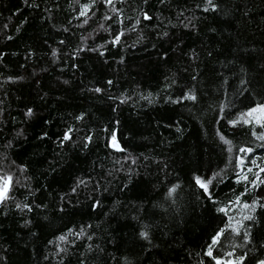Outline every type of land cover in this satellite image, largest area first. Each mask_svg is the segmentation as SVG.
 <instances>
[{
    "label": "trees",
    "instance_id": "trees-1",
    "mask_svg": "<svg viewBox=\"0 0 264 264\" xmlns=\"http://www.w3.org/2000/svg\"><path fill=\"white\" fill-rule=\"evenodd\" d=\"M7 181L0 264L264 261V0H0Z\"/></svg>",
    "mask_w": 264,
    "mask_h": 264
},
{
    "label": "rangeland",
    "instance_id": "rangeland-1",
    "mask_svg": "<svg viewBox=\"0 0 264 264\" xmlns=\"http://www.w3.org/2000/svg\"><path fill=\"white\" fill-rule=\"evenodd\" d=\"M9 182L7 181L3 188L0 189V200L4 197L8 190ZM226 264H234L233 262H228ZM258 264H264V261L259 262Z\"/></svg>",
    "mask_w": 264,
    "mask_h": 264
},
{
    "label": "water",
    "instance_id": "water-1",
    "mask_svg": "<svg viewBox=\"0 0 264 264\" xmlns=\"http://www.w3.org/2000/svg\"><path fill=\"white\" fill-rule=\"evenodd\" d=\"M112 145H113V147L116 148V149L119 148V143L117 142V140H113V141H112Z\"/></svg>",
    "mask_w": 264,
    "mask_h": 264
},
{
    "label": "snow or ice",
    "instance_id": "snow-or-ice-1",
    "mask_svg": "<svg viewBox=\"0 0 264 264\" xmlns=\"http://www.w3.org/2000/svg\"><path fill=\"white\" fill-rule=\"evenodd\" d=\"M199 182V181H198ZM201 187H205L206 188V185H204V184H201ZM209 254H211V253H209Z\"/></svg>",
    "mask_w": 264,
    "mask_h": 264
}]
</instances>
